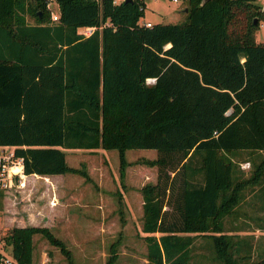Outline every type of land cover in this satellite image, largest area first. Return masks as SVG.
<instances>
[{
	"label": "trees",
	"instance_id": "obj_1",
	"mask_svg": "<svg viewBox=\"0 0 264 264\" xmlns=\"http://www.w3.org/2000/svg\"><path fill=\"white\" fill-rule=\"evenodd\" d=\"M55 1L54 20L46 0H0V146H14L24 180L77 172L65 149L115 148L123 166L126 149L154 148L157 180L141 188L147 264H191L197 236L220 264H264V247L251 261L252 241L223 230L247 187L264 230L259 4L183 0L184 22L145 25L144 0ZM84 26L95 29L83 35ZM36 232L74 264L64 241L39 225L4 234L11 264H34Z\"/></svg>",
	"mask_w": 264,
	"mask_h": 264
},
{
	"label": "rangeland",
	"instance_id": "obj_2",
	"mask_svg": "<svg viewBox=\"0 0 264 264\" xmlns=\"http://www.w3.org/2000/svg\"><path fill=\"white\" fill-rule=\"evenodd\" d=\"M185 5L183 0H144L140 21L182 23L187 17ZM46 7L50 12L55 10L54 0H46ZM27 19L29 22L34 20L30 15ZM261 23L255 31L257 41L264 38ZM156 157L154 148H129L125 150L122 166L115 148L67 149L66 162L77 172H66V178L59 186L49 183L46 188L40 182L44 180L42 177L26 176L25 187L3 190L0 197L2 246V237L12 226H47V212L52 204L58 210L53 218L56 227L50 231L63 239L74 264H106L109 248L113 247L116 249L113 264H147L141 188L157 180L158 166L148 162ZM239 167L245 176L249 175L248 160L241 161ZM248 190L249 187L236 211L223 217V230L236 234L238 239H250L254 247L250 259L255 261L262 255L264 247V230L257 226L263 212L258 198H251ZM60 208L67 212L64 210V214L59 215ZM65 215L70 221L64 223ZM32 241L34 264H69L59 246L43 233H34ZM206 242L207 238L197 236L191 264H220L212 258V250L205 247ZM7 252V257L11 256Z\"/></svg>",
	"mask_w": 264,
	"mask_h": 264
},
{
	"label": "built area",
	"instance_id": "obj_3",
	"mask_svg": "<svg viewBox=\"0 0 264 264\" xmlns=\"http://www.w3.org/2000/svg\"><path fill=\"white\" fill-rule=\"evenodd\" d=\"M121 0H113V2H119ZM178 1V0H173ZM55 2V10H51V18H58L57 4ZM259 4V9L264 12V0H255ZM145 25H151L150 21H143ZM261 25H264L262 22ZM95 29V26H84L78 29V32L83 35L90 34ZM9 147H11L9 149ZM17 166H21L20 170L16 169ZM24 174L22 172V158L15 156L14 146L1 145L0 146V189L5 190L9 188H18L24 185ZM7 250L2 246L0 242V264H11L13 262L12 256L7 257ZM10 257V258H9Z\"/></svg>",
	"mask_w": 264,
	"mask_h": 264
},
{
	"label": "crops",
	"instance_id": "obj_4",
	"mask_svg": "<svg viewBox=\"0 0 264 264\" xmlns=\"http://www.w3.org/2000/svg\"><path fill=\"white\" fill-rule=\"evenodd\" d=\"M148 21V20H147ZM151 22V21H150ZM152 23V22H151ZM65 150H67V149H65ZM65 173H59V174H48V175H39V174H33V173H30V174H27L26 176L27 177H34V176H37V177H42L44 180L43 181H40L41 183H43V185H45V187L46 188H48L49 187V183L51 184V186L52 185H55L56 184V186H59L60 184H61V182L63 181V179H65L66 178V175H64ZM35 179V178H34ZM25 184H26V179H25V183H24V185H22V186H20V187H18V188H23V187H25ZM54 200V199H53ZM51 203H52V200H51ZM57 210L58 209H56V207H52V204H51V206H50V211L49 212H47V214H49V218L46 220V225L48 226V228L49 227H51V228H49V229H55V227H56V221L53 219L55 216H56V214H57ZM64 210H65V212H67L66 211V209L65 208H60V213L58 212V214L60 215V214H64ZM67 214V213H66ZM63 216V215H62ZM61 219V218H60ZM63 220H65L64 221V223L65 222H68V221H70V219L65 215V217H64V219ZM63 223V224H64ZM19 226H25V225H19ZM46 226V227H47ZM61 239V238H60ZM63 240V239H62Z\"/></svg>",
	"mask_w": 264,
	"mask_h": 264
},
{
	"label": "water",
	"instance_id": "obj_5",
	"mask_svg": "<svg viewBox=\"0 0 264 264\" xmlns=\"http://www.w3.org/2000/svg\"><path fill=\"white\" fill-rule=\"evenodd\" d=\"M204 0L201 1V3L203 2ZM185 10H187V7L184 8ZM256 21V19H254Z\"/></svg>",
	"mask_w": 264,
	"mask_h": 264
},
{
	"label": "bare ground",
	"instance_id": "obj_6",
	"mask_svg": "<svg viewBox=\"0 0 264 264\" xmlns=\"http://www.w3.org/2000/svg\"><path fill=\"white\" fill-rule=\"evenodd\" d=\"M17 167H19V166H17ZM17 167H16V168H17Z\"/></svg>",
	"mask_w": 264,
	"mask_h": 264
}]
</instances>
